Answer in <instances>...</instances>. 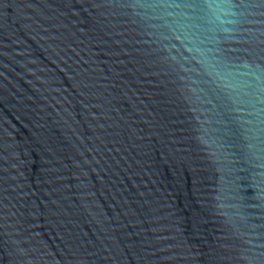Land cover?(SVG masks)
Instances as JSON below:
<instances>
[{
  "label": "water",
  "instance_id": "95a60500",
  "mask_svg": "<svg viewBox=\"0 0 264 264\" xmlns=\"http://www.w3.org/2000/svg\"><path fill=\"white\" fill-rule=\"evenodd\" d=\"M0 264H264V0H0Z\"/></svg>",
  "mask_w": 264,
  "mask_h": 264
}]
</instances>
